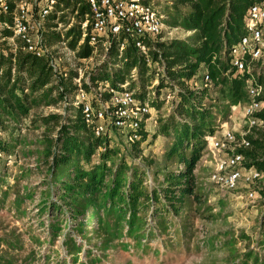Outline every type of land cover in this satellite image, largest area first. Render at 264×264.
<instances>
[{
	"label": "rangeland",
	"instance_id": "obj_1",
	"mask_svg": "<svg viewBox=\"0 0 264 264\" xmlns=\"http://www.w3.org/2000/svg\"><path fill=\"white\" fill-rule=\"evenodd\" d=\"M168 2L171 0H156L162 10ZM71 19L69 8L50 15L45 25L46 46L56 67L58 82L54 95L58 94L59 98L30 110L20 122L6 119L4 124L13 131L11 137L0 133L4 140L10 141L11 151L9 155L0 154V264H246L253 254L259 257L264 252V194L260 192L264 191V173L254 184L240 182L236 190H225L212 179L224 150H216L207 143L211 135L221 139L224 123L236 140L244 134L258 137L264 132L263 127L256 131L245 123L244 111L250 104L249 98L235 104L222 99L214 102L218 103L210 116L214 132L205 135L204 149L194 168L197 199L188 197L185 205L190 206L182 208L180 220L172 215L164 219L168 224L166 233L156 230L160 221L153 214L156 205L145 200H140L135 208L127 205L125 215L116 213L117 219L108 223L105 231L100 230L105 210L115 209L108 203L72 219L69 213L74 212L73 206L70 209L55 196L59 176H65V172L56 171L51 164L61 150L57 144L60 131L68 130L67 124L73 115L76 74L83 81L108 58L98 50L78 62L74 54L59 47L62 28ZM190 34L193 32L166 25L160 36L162 39L188 38ZM258 66L262 68L261 64H251L254 69ZM152 68L144 80V97L150 103L156 98L158 106H152L151 118L144 125L148 136L141 143L142 156L135 157L130 144H123L119 138L109 143V147L118 151L112 156L116 163L143 173L144 191L164 184L165 172L174 170L176 165L174 161L165 162L168 140L158 133V127L171 114L177 98H165L167 88L160 89L156 96L159 75L153 65ZM201 73L190 78L189 89L204 88ZM69 76L71 84L67 80ZM134 81L135 87H139L141 81L136 74ZM208 89L213 97H220L213 83ZM209 100L204 99L202 104L207 105ZM234 105H238L235 110ZM47 115H59L58 124L31 121ZM96 162L98 154L90 160L91 165ZM51 203L55 204L56 212H49ZM186 214L190 215L188 220ZM186 220L187 230L177 224ZM136 232L138 235L133 236Z\"/></svg>",
	"mask_w": 264,
	"mask_h": 264
},
{
	"label": "trees",
	"instance_id": "obj_2",
	"mask_svg": "<svg viewBox=\"0 0 264 264\" xmlns=\"http://www.w3.org/2000/svg\"><path fill=\"white\" fill-rule=\"evenodd\" d=\"M62 1L65 7H71V12L77 10L76 23L65 31V36L69 39L67 45L70 50H76L78 58H89L95 50L94 46L88 45L87 41L78 44L81 35L80 23L87 12V6L84 4L78 6L79 0ZM260 2L264 0H171L169 5H165L164 13L167 15L165 24L169 27L178 26L193 34L188 38L172 37L150 43L148 57L152 62L163 66V75L169 80L166 84L163 78L159 79L155 88L156 96L162 88L173 90L170 82L177 86V102L171 114L161 120L158 127V133L168 140L164 153L165 162L174 161L176 165L174 170L165 172L164 184L158 188L144 191L143 173L134 171L132 167L122 163H116L112 159L118 152L116 148L109 147V143L114 141L113 136H95L85 124L81 108L74 106L73 115L67 124L68 130L60 131L57 138L60 153L51 164L56 171L65 172V176H59L55 196L70 206V209L73 206L74 212L69 213L72 219H77L79 215L84 216L88 209L93 207L100 209L102 204L108 203L115 209L105 210L103 224L100 227V230L105 231L107 224L117 219L116 213L125 215V207L129 205L135 208L140 200L156 205L153 214L160 218L156 225L158 232L168 231L165 227L168 224L164 221L168 215L181 219L182 208L190 206L185 205L189 202L188 197L197 199L194 168L204 149L205 135L214 132L210 120L212 111L218 107V103L214 102L220 99L231 104L244 101L248 98L246 80L249 78H254L257 84L264 87L263 67L260 69L258 66L256 69L252 68L236 75L229 56L231 46L244 34L247 9ZM0 20L8 23L12 21L9 16H0ZM9 35L11 31L7 28L0 31V37ZM4 43L0 42V133L9 134L8 137H11L13 131L4 124L6 119L20 122L30 110L38 108L44 102L56 101L59 95H54L58 82L53 67L45 58L21 50L13 53L3 47ZM107 58L106 62L90 71L89 81L92 83L108 81L116 89L128 81L134 96L144 98L146 85L144 80L150 76L148 74L153 69L146 64L144 56L131 44H127L120 57L118 51L112 47L107 53ZM134 69L141 81L139 87H135V81L132 79ZM204 71L212 79L220 97H213L208 88L189 89L190 78ZM70 79L71 76L67 77L68 83L71 84ZM81 82L82 86L87 88L86 83ZM207 98L210 99L209 102L203 105L202 101ZM259 98L264 100V95ZM155 100L156 98L151 102L153 107L158 106ZM255 117L264 122V106ZM59 119V115H47L31 121L58 124ZM252 129L260 130L256 127ZM139 133L140 139L129 143L135 157L142 156L141 143L148 136L143 124ZM246 139L250 146L239 150L244 155L245 166L254 167L264 173V132L258 137L247 134ZM9 144L10 141L7 142L0 135V154L11 153ZM94 154H98V162L91 165L90 160ZM260 192L264 194L263 190ZM54 207L55 204L51 203L48 206L49 212H56ZM186 215L188 220L190 215ZM187 220L177 224L186 229ZM79 224H82L81 221ZM246 264H264V252H261L259 257L253 254L251 261H247Z\"/></svg>",
	"mask_w": 264,
	"mask_h": 264
},
{
	"label": "built area",
	"instance_id": "obj_3",
	"mask_svg": "<svg viewBox=\"0 0 264 264\" xmlns=\"http://www.w3.org/2000/svg\"><path fill=\"white\" fill-rule=\"evenodd\" d=\"M72 1L74 0H70ZM81 4L87 6V12L80 23L78 44L87 41L88 45L94 46V52L103 51L104 58L112 47L120 57L124 47L131 44L144 56L146 64L155 67L159 79L163 78L167 84L169 80L163 75V66L152 62L148 57L150 43L162 39L159 35L166 26L167 15L156 0H79L78 6ZM69 8L65 7L62 0H0V16L12 19L11 23L0 20V31L6 28L11 31V35L1 38L5 42V49L13 53L21 50L45 58L56 76V67L46 46L45 25L50 15L55 16ZM246 12L244 34L229 49L231 67L236 75L251 70V64L258 63L264 68V2L254 3ZM76 15L77 10L71 12L72 19L63 26L58 45L74 54L76 60L81 62L88 58H78L76 50L69 49V39L65 36V31L76 23ZM89 73L83 80L87 88L82 86L81 77L76 74L74 80L78 84L73 103L81 108V116L87 127H90L95 136H113L124 143L138 141L141 137V125H145L151 118L150 99L135 97L128 81L120 85L119 89L108 81L92 83L88 79ZM134 77L135 69L132 79ZM200 79L205 89L212 84V79L205 71L201 73ZM170 83L174 88L171 90L165 87V98L174 100L177 86L174 82ZM246 93L250 104L245 107V123L249 128L264 127L263 120L255 117L264 106V100L259 98L263 95L262 86L254 78H249L246 80ZM238 105L232 106V109L235 110ZM207 143L225 153L224 157L217 160V169L212 175L218 186L234 191L240 182L251 185L260 179L262 172L245 166L244 155L239 152L241 148L250 146L246 134L236 140L232 130L224 123L221 139L211 135Z\"/></svg>",
	"mask_w": 264,
	"mask_h": 264
},
{
	"label": "crops",
	"instance_id": "obj_4",
	"mask_svg": "<svg viewBox=\"0 0 264 264\" xmlns=\"http://www.w3.org/2000/svg\"><path fill=\"white\" fill-rule=\"evenodd\" d=\"M166 1H169V0H166Z\"/></svg>",
	"mask_w": 264,
	"mask_h": 264
}]
</instances>
